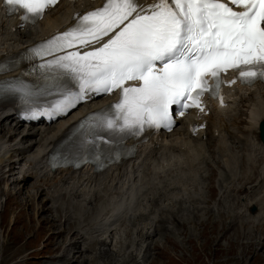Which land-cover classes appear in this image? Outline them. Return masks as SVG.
Returning a JSON list of instances; mask_svg holds the SVG:
<instances>
[{"label": "snow or ice", "instance_id": "obj_1", "mask_svg": "<svg viewBox=\"0 0 264 264\" xmlns=\"http://www.w3.org/2000/svg\"><path fill=\"white\" fill-rule=\"evenodd\" d=\"M56 2L4 0V5L10 13L23 11V21H35ZM105 37L94 50L69 51L41 65L53 79H70L78 87L62 93L53 113L66 112L89 94L118 89L114 112L94 115L93 126L140 135L147 128L171 129L174 105L181 116L192 107L203 111L200 98L206 92L219 96L221 74L229 69L243 83L264 80V0H154L147 7L138 0H105L34 51L53 55L100 44Z\"/></svg>", "mask_w": 264, "mask_h": 264}, {"label": "rangeland", "instance_id": "obj_2", "mask_svg": "<svg viewBox=\"0 0 264 264\" xmlns=\"http://www.w3.org/2000/svg\"><path fill=\"white\" fill-rule=\"evenodd\" d=\"M240 108L238 125L241 127L246 125L247 110H243L244 105ZM239 132L245 134L246 130L240 128ZM252 135L258 140L256 129ZM237 141L226 150L221 144L223 150L217 152L214 150L217 137L208 139L205 165L187 174L185 203L188 208L183 211V219L167 222L166 215H161L155 242L153 239L155 254L149 255L144 264H264V152L251 151L253 148L247 142V148L239 150ZM221 160L228 164L225 171ZM219 170L224 173L220 175ZM16 177L15 167L0 180V264H42L40 258H47L48 253L57 254L53 259L63 264L72 251L53 233V229L61 230V220L53 219L54 226L50 219L44 220L42 215L51 218L52 213L40 211L42 206L38 200L42 196L33 192V186L26 184L21 193L14 195L19 185L14 181ZM200 183L203 185L198 190ZM246 198L252 202L246 204ZM173 202L171 198L169 203ZM251 204L255 206L253 211L249 210ZM93 248L96 247L93 245ZM97 250L98 246L97 257L89 254L92 260L95 257V264H104L106 256L110 264L128 260L127 254L126 257L114 255L112 259L108 254L99 255ZM69 264H79V261L72 259Z\"/></svg>", "mask_w": 264, "mask_h": 264}, {"label": "bare ground", "instance_id": "obj_3", "mask_svg": "<svg viewBox=\"0 0 264 264\" xmlns=\"http://www.w3.org/2000/svg\"><path fill=\"white\" fill-rule=\"evenodd\" d=\"M83 2L85 3L86 6L93 5L95 3L93 1H86V0H84ZM77 7H78V2L71 4V3L66 2L65 0H60L53 8H51L48 12L44 14V16L41 18L40 21L37 22L36 25L30 27L25 32H22V31L21 32L20 31L11 32L0 20V51L5 50V49H14V48L22 47L24 46L25 43L29 42L30 40L32 41L35 37H38L42 33H46L51 28L61 25L65 21L67 16L69 15V12L72 9H76ZM13 73H15V70L8 72L7 75H11ZM239 99H240V104L244 105L243 110H247L246 111L247 113L245 114L246 119L244 117L246 121V125L241 126V127L240 125H238L240 123V117H239L240 108L233 107L229 109H223L221 110V112H215L210 116V119L213 125H216L218 128H220V130L225 125L227 126L228 124V127H226L228 129L225 135L227 137L232 138L230 140L227 138L220 137V139H217V143L215 147L218 150V152H221V150H223L220 147L221 144L224 145L223 148L225 150L226 148L231 149L235 145L234 142L238 140L237 143L240 144L238 146L239 150L241 148L246 149L247 146L245 145V143L247 142L246 144H248L249 146L253 148V149L250 148L251 151H256V153L260 154L261 151L264 152V146L258 140H255L252 137L251 133L256 128L258 120L261 118H264V86L262 84H256L253 88L248 90L246 93L244 92L240 93ZM92 104H94V102H92L89 105H92ZM3 112H4V109L1 108L0 109V170L3 172H2V177L0 178V180L5 179V176L10 174L12 170L13 163L15 162V160L11 156L13 155L14 152L16 153L15 155H19L18 159L22 158V160L26 162L27 164L26 167L21 170V176L17 178V181L15 182L19 185L16 188L14 195H17L18 193H21V191H23V186L26 185V176L28 174H32V176H34L35 179L37 178L39 179V182H38L39 184L31 185L33 186L31 188L34 190L33 192L37 193V196L40 194L42 196L44 193L46 194V196L44 195L40 197L38 200L40 202V206H42L40 208V211H43V213L45 212L52 213L51 218H47L44 215L42 216L44 220L50 219L48 221H51V222L53 219L61 220V223H62L61 230L53 229V233L56 232L55 236L58 235L61 238L60 241L65 244L67 249L72 251L70 256L65 257L66 261L63 264H69V262L72 259L78 260L79 264H81L86 258L87 259L85 261L92 260V256H90L87 251L90 249V244L93 241H95L98 246L97 252L99 255L108 254L113 258L115 254L119 253L122 250V252H126L127 258H131L133 256L132 255L133 248L131 247V243L133 242V239L130 238L128 229H125L123 231V235H124L123 237H118L115 235H112L111 237L107 235L108 241L106 240V237L104 236L103 238L99 237L95 239H89L87 241L86 246H82L81 241L85 238V236L82 233H79L78 229L88 224L87 206L82 205L81 209L78 208V210L72 211L68 208H65V206H62V205L67 206L69 204L67 200H63L61 205L59 204L47 205L46 204L47 199L55 200V197L56 195L59 194V191L56 192L55 194H52L51 192L43 188L44 184L49 186L45 182L50 178V176H47L44 171L45 151L47 147L53 142V140L60 134L61 130L65 128V126L75 117V113H72L66 118L50 126H46L42 129H38V128L19 129L18 122H14L13 124H4L1 122L2 119L7 120V117H10L9 120H11V115L3 117ZM216 126L214 127L216 128ZM240 128H244L246 130V133L245 134H241L240 132L238 133V131H240ZM210 131L212 132V128H210ZM235 131H237L238 134H236ZM176 132L178 133L181 132L184 134L183 130L179 127V125L176 129L171 131L169 134H174ZM15 133L17 134L13 136ZM10 137H14L12 139V142H6L8 141ZM225 139L227 143L225 142ZM184 140L186 142H189L192 140L195 143L201 142L200 143L201 146H203V143H204L200 141L199 139H196L193 137L185 136ZM218 143H220V145ZM168 145L163 144L162 147L170 148L171 151L179 149V145L176 146L174 143H169ZM33 146L34 148H32ZM146 148L150 149L151 147L147 146ZM246 152L244 153V155L246 154ZM236 154L238 156V152ZM196 155H197V158L202 161L204 159V156L207 155V153L203 150L202 151L196 150ZM220 162H223V164L222 163L221 164L223 166V170L225 171L224 167H228V164L223 160H221ZM262 166H263L262 169H264V165ZM2 167H5V168H3L2 170ZM231 168H232V164H231ZM84 169L85 168L79 169L77 171L76 176L66 173L67 169L55 171L57 173V179L61 181L66 180L68 176L69 178L79 177V183L72 184L65 192L66 198H68L69 200L70 199L73 200L75 202V206H77L78 202H80L83 199L80 200L79 198L73 197V196H80L82 192L85 190V184L89 183L92 180V177L89 173L83 172ZM223 173L224 172L220 171V175H222ZM184 182H185L184 180H181V184L183 186H184ZM105 183L106 182H104L103 184ZM201 185H203V183ZM98 190H99V185H96L92 193H90L87 196V200L85 201V203L87 201H90ZM251 202H252L251 199L249 198L245 199L246 204L251 203ZM155 203H156V199L153 198V200L149 201V206L150 207L153 206L154 209H157L158 205L157 203L156 204ZM95 208H96V205H94L92 209H95ZM154 222L155 221L152 220V224H148L147 226H145V224H141L138 227L137 231L141 232V234L144 235V239L142 240H145L146 238L150 237V235L156 232V227H155ZM54 224H56V222H52L53 226ZM144 227H145V230L142 232V229ZM137 234L138 232H136V235ZM109 242H113L112 245L114 246V248L108 246ZM149 242L151 244V248H154L155 243H153V239H149ZM152 243H153V246H152ZM144 249H146V244L144 245ZM84 251H85L86 257L84 256Z\"/></svg>", "mask_w": 264, "mask_h": 264}, {"label": "water", "instance_id": "obj_4", "mask_svg": "<svg viewBox=\"0 0 264 264\" xmlns=\"http://www.w3.org/2000/svg\"><path fill=\"white\" fill-rule=\"evenodd\" d=\"M258 128H259L260 138L264 142V118L259 121ZM251 209H253V206L251 207Z\"/></svg>", "mask_w": 264, "mask_h": 264}]
</instances>
